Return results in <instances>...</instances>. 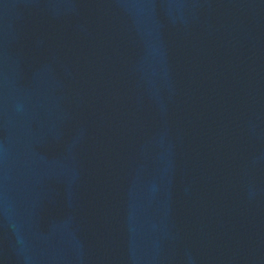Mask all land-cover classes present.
<instances>
[{
  "label": "water",
  "instance_id": "95a60500",
  "mask_svg": "<svg viewBox=\"0 0 264 264\" xmlns=\"http://www.w3.org/2000/svg\"><path fill=\"white\" fill-rule=\"evenodd\" d=\"M0 264H264V0H0Z\"/></svg>",
  "mask_w": 264,
  "mask_h": 264
}]
</instances>
